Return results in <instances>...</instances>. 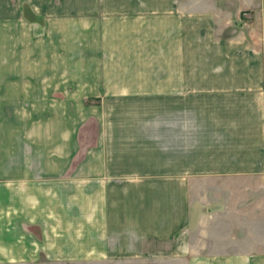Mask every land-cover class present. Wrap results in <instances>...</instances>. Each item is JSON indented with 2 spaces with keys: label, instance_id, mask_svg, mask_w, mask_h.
Wrapping results in <instances>:
<instances>
[{
  "label": "crops",
  "instance_id": "1",
  "mask_svg": "<svg viewBox=\"0 0 264 264\" xmlns=\"http://www.w3.org/2000/svg\"><path fill=\"white\" fill-rule=\"evenodd\" d=\"M2 3L3 130L5 112L73 111L77 94L110 96L130 134L97 138L81 165L77 138L45 157L42 138H0V264H264V70L185 69L234 47L211 35L217 15L264 0H40L33 22L25 0ZM143 119L152 138L135 135Z\"/></svg>",
  "mask_w": 264,
  "mask_h": 264
},
{
  "label": "rangeland",
  "instance_id": "2",
  "mask_svg": "<svg viewBox=\"0 0 264 264\" xmlns=\"http://www.w3.org/2000/svg\"><path fill=\"white\" fill-rule=\"evenodd\" d=\"M65 2L71 0H58V2ZM80 2V0H78ZM25 16L26 19L33 22L34 21V13L32 12V8L39 4L40 0H25ZM3 3L0 0V58L2 54V44H1V26H2V18H3ZM41 5V4H39ZM60 6V4H59ZM65 6V4H63ZM32 7V8H31ZM43 17L39 22L42 21ZM238 23L240 26H233L232 31H225V23L231 25L230 23ZM216 22L219 24L220 30L211 32V35L214 34L215 37H226L227 39L233 38L235 43L232 49H228V55L225 57L223 53L220 55L221 48H216L215 46H202L201 48V57L196 56V59L200 58V61L192 63H186L185 69H196L201 71L207 70H216L222 69V66L227 65V62L230 63L231 69L236 70H264V14L260 12V14H251L248 12L240 14H235L233 16L229 15H217ZM244 25V26H243ZM243 26V27H241ZM219 32V33H218ZM213 36V35H212ZM203 38L205 35L203 34ZM214 43L213 40L208 41V43ZM244 42V43H243ZM226 48H223L225 50ZM213 50L214 54L209 53V51ZM212 51V53H213ZM224 55V56H222ZM223 59V61H222ZM1 60V59H0ZM215 60L216 62H214ZM233 61V62H232ZM225 64V65H224ZM107 65V64H106ZM115 66V70H123L124 72L130 67L127 68V65L131 66L133 69L145 70L147 66L143 63H128L125 64H111V66ZM155 65V64H154ZM150 67H156V69H160V64L158 66L149 65ZM193 66V67H192ZM118 68V69H116ZM108 81V80H107ZM112 81V80H109ZM62 96H58L61 98ZM64 97V96H63ZM71 97V96H69ZM72 105L75 108L73 111H44V110H33L34 105L31 102L27 104V110L21 112L17 111H9L5 112L8 118L9 127L3 130L0 126V138H42L43 142L36 143L41 149L38 150L41 157H45L51 151L49 146H53L56 143V138H77L79 145V156L73 160V165H81L82 160V151L84 149H93V147L97 144V138H113L116 135L117 127H130V125H121L122 122L120 117H117L118 120H114L113 112L103 110L104 105H108L111 100L110 96H97L91 95L87 99V96H81L74 94ZM106 97V98H104ZM84 98V99H81ZM86 99V100H85ZM123 101V100H122ZM123 102H132L130 100ZM113 104V103H111ZM129 113V112H127ZM147 113V112H146ZM2 115V112H0ZM21 115V116H20ZM106 116V120L103 118ZM65 116H67L65 118ZM102 118V122H100L99 118ZM130 120V119H125ZM158 120V119H157ZM118 123H117V122ZM155 121L154 123H156ZM1 123V121H0ZM138 128L136 129L135 135L138 138H152L151 136L156 135L157 128L154 124H151V120L143 119L137 121ZM148 123L150 125L148 126ZM143 125V126H142ZM151 126V127H150ZM118 128V137L121 134H130V128L127 129L126 132L120 131ZM135 128V127H134ZM133 133V132H132ZM69 134V135H68ZM129 137V136H127ZM44 138H53L54 141L51 143L45 142L47 139ZM57 144V143H56ZM28 146H33L32 142H27ZM28 153V152H27ZM55 160V159H54ZM53 159L50 158H42L41 163L39 161H34L31 158L27 157V165H57ZM54 162V163H53ZM60 164V163H59ZM34 264H98L97 262H82V261H62V262H54L45 257H42L41 260L35 262ZM103 264V263H102ZM113 264V263H106ZM132 264H146V263H132ZM149 264V263H148ZM152 264H162V263H152Z\"/></svg>",
  "mask_w": 264,
  "mask_h": 264
}]
</instances>
